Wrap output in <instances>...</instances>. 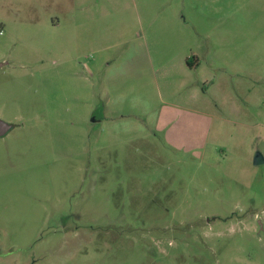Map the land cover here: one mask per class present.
<instances>
[{
  "label": "rangeland",
  "instance_id": "obj_1",
  "mask_svg": "<svg viewBox=\"0 0 264 264\" xmlns=\"http://www.w3.org/2000/svg\"><path fill=\"white\" fill-rule=\"evenodd\" d=\"M0 119V264H264V0H0Z\"/></svg>",
  "mask_w": 264,
  "mask_h": 264
},
{
  "label": "water",
  "instance_id": "obj_2",
  "mask_svg": "<svg viewBox=\"0 0 264 264\" xmlns=\"http://www.w3.org/2000/svg\"><path fill=\"white\" fill-rule=\"evenodd\" d=\"M93 121L95 122L97 119L95 118ZM12 127V124L0 119V136L6 135L12 129ZM254 163L256 165H261L264 163V157L261 153H258L255 156Z\"/></svg>",
  "mask_w": 264,
  "mask_h": 264
},
{
  "label": "crops",
  "instance_id": "obj_3",
  "mask_svg": "<svg viewBox=\"0 0 264 264\" xmlns=\"http://www.w3.org/2000/svg\"><path fill=\"white\" fill-rule=\"evenodd\" d=\"M58 21H53L52 22V27H54V28H56V27H58V26H60L59 25V22L57 23ZM193 57H195V56H193ZM192 57V58H193ZM190 63L192 64L191 66H189L188 64H187V59H186V64L188 65V68H193V69H197V68H199L200 66H201V62H200V59L199 58H195V59H192V60H190ZM192 70V69H191ZM99 120L100 119H98L97 121H95V122H99Z\"/></svg>",
  "mask_w": 264,
  "mask_h": 264
},
{
  "label": "trees",
  "instance_id": "obj_4",
  "mask_svg": "<svg viewBox=\"0 0 264 264\" xmlns=\"http://www.w3.org/2000/svg\"><path fill=\"white\" fill-rule=\"evenodd\" d=\"M195 58H197V57L195 56V57L191 58V60H192V59H195ZM187 64H188L189 66L192 65V64L190 63V59H187Z\"/></svg>",
  "mask_w": 264,
  "mask_h": 264
},
{
  "label": "flooded vegetation",
  "instance_id": "obj_5",
  "mask_svg": "<svg viewBox=\"0 0 264 264\" xmlns=\"http://www.w3.org/2000/svg\"><path fill=\"white\" fill-rule=\"evenodd\" d=\"M10 132V131H9Z\"/></svg>",
  "mask_w": 264,
  "mask_h": 264
}]
</instances>
